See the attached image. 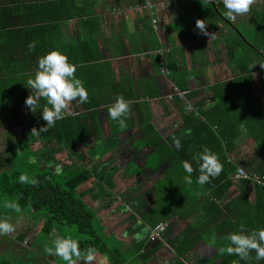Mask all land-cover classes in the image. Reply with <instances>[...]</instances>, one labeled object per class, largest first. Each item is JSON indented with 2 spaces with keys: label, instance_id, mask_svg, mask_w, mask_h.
<instances>
[{
  "label": "trees",
  "instance_id": "1",
  "mask_svg": "<svg viewBox=\"0 0 264 264\" xmlns=\"http://www.w3.org/2000/svg\"><path fill=\"white\" fill-rule=\"evenodd\" d=\"M220 7L224 8L222 5ZM87 13L89 12L86 7L79 0H0V123L3 121L5 126L8 123L4 119L5 117L21 115L22 122L24 121L27 130H29V135L27 134L26 138L35 143H49L48 147L33 151L34 154L37 153V156L34 157L36 163H20L13 158L11 160L8 156L11 168L0 169V197L4 201L19 203L21 212L14 211V217L22 212H29L33 216L34 225L32 227L34 228L33 238L35 241L29 243L31 249L39 246L43 248L46 245L51 246L52 240L57 235L63 237L70 235L73 239L78 240L82 252L88 247L94 248L96 250L95 258L99 259L100 264H165L163 261H169L168 259L158 261L159 256L155 255L158 252L160 239L150 237L151 231L156 228L157 224L159 223L164 228L163 232L159 231V235L163 236L165 223L169 225V230L172 226V229L177 228L178 232L184 233L188 223L195 224L200 218L207 217V214H198L199 216L193 218L191 217L193 211L189 210L190 205L199 207L204 201L203 198L197 202L191 201L194 196L193 186L194 184L199 185L195 183L198 171L192 173V184H187L184 177L188 174L183 167H177V165H180L183 160L190 159L187 161L193 163V167L197 168L195 162L192 161L193 155L202 152L204 147L209 148L223 164L221 179L230 180H224V185H221L218 183L219 175L210 178V182L204 185L211 188L208 196L224 197L225 195L226 198L230 197L229 189L233 187L230 183L232 179L236 180L234 175L237 168L243 169L247 174L254 171L251 165L248 167L252 160L246 161L242 155H235V159H226L224 153L232 154L230 152L235 148V138L244 140L247 131H249L256 142V149L264 154V114L260 113L258 118L254 115L257 111L254 108L257 104L260 105L261 97L255 96L251 87V75L257 71L258 84L256 88L263 91L264 69L252 63L242 53L234 57L232 62L240 70V78H242L233 80L234 94L230 91V84L216 82L214 88L210 89L211 95L208 98L213 108L200 110L199 106L203 102L198 101L194 105L200 113L190 112L193 115L185 112L187 104L185 101L191 99L188 91L180 97L166 98L164 96L163 99L167 101H177V108L182 115L181 126L169 135L168 139V141H172L173 136L180 139L182 149L179 151L173 146V143L171 145L168 142L167 144H158L156 134L147 129L138 132V140L135 143L124 144L123 140L117 141L110 146L107 153L104 152L103 146L97 144V140L94 138L93 132L97 129L96 124L92 122L88 128L85 127L82 122V114L73 111L75 105L81 104L78 100L70 104L64 112V118L58 120L54 127L39 134L32 133L33 128L39 130L46 125L41 113L46 101L43 98L38 100L35 113L22 106V101H25L31 94L27 80L36 70L39 57L52 50H61L62 52L68 50L60 42L59 23L71 18L78 19ZM255 23L256 27L246 32V37H249L250 42L245 43V46L251 48L264 62V58L261 57L262 52L264 53V15L257 18ZM32 42H35V48L30 50L28 45ZM230 45L226 42V46ZM154 68L156 67L154 66ZM75 76L78 78L80 75L75 73ZM82 81L84 85L89 86L87 79ZM6 107H8L7 110ZM105 117L107 128L115 130L116 125L111 117L107 115ZM18 123H21V119ZM248 123H251V126L248 127ZM3 125L0 124V129ZM212 126H215V130H212ZM73 128L77 130L79 137L77 141L76 138H73ZM189 129L191 135H185ZM9 135L10 133H7V137ZM88 141L94 144H88ZM21 148L22 146H20ZM17 152L16 150V154ZM24 152H27V149ZM111 152L112 155L109 159L107 158V161L112 163L114 159L116 167L114 171L118 173L115 181H122V179L125 181V176L129 173L140 175L138 162L153 172L154 179L151 182L152 190L149 196H152L148 204L135 195L136 191L133 187L126 186L122 190L115 191V196L123 208L121 209L122 213L128 214L129 211L132 213V218H122L118 223L124 220H131L132 223L119 226L123 233H129L125 235V238L116 237L113 242L108 243V237L100 235L103 215L96 212L94 203L91 201L87 203L83 200V196L86 194L85 190L82 191L81 185L91 181V178L92 180L96 178L99 183H102L104 169H97L96 166H93L96 163H92L94 159L91 156H96L97 160L103 154L108 157ZM57 153L58 156L51 160H42V155ZM159 159L162 162L165 161L169 166L167 170L161 172L160 176ZM21 174H27L30 179H37L39 185L33 187L30 184H21L19 182ZM170 195H181L191 202L181 210L173 212L171 208L166 207V203L165 207L161 206L163 200ZM90 198L92 201L101 199L96 196H90ZM114 205H118V203ZM259 210H256L258 214ZM246 211L250 213L251 209L246 206ZM96 218L99 222L95 221ZM188 218L189 222L183 225L182 223ZM178 221L182 227L177 226ZM235 228L236 223L235 227L229 224V228H224L220 234L228 235L237 232L238 230ZM138 234L143 239L139 243L136 239ZM122 238L127 239V243H121ZM145 240V251L143 249L138 251L141 246L139 248L137 246ZM131 241L136 243L134 250L126 249L128 242ZM121 247L126 250L123 248L121 251ZM6 254L8 255V253ZM6 254L0 255V264H8ZM50 257L55 263H65L59 257H56L57 260H54L55 256L50 255ZM28 262L29 260L22 264H28ZM240 263L254 264L251 258L247 261L242 260Z\"/></svg>",
  "mask_w": 264,
  "mask_h": 264
},
{
  "label": "crops",
  "instance_id": "2",
  "mask_svg": "<svg viewBox=\"0 0 264 264\" xmlns=\"http://www.w3.org/2000/svg\"><path fill=\"white\" fill-rule=\"evenodd\" d=\"M79 1L89 13L81 15L78 19L71 18L59 23L60 42L68 50L58 51L66 55L68 61L76 66V73L80 75L78 79H87L89 86H84L89 92V102L75 106L73 111L82 114L83 124L85 119L88 120L87 128L92 122L96 124L94 138L97 144L103 146L102 150L106 153L110 146L104 147L102 136L110 137L112 145L121 140L124 144H129L138 140V132L147 129L156 134L158 144L168 142L171 145L172 141H168L169 135L177 131L183 120L177 108V101H167L163 99L164 96L166 98L177 96L178 92L185 94L188 91L191 97L190 104L192 102L194 105L202 101L200 110H208L213 108L208 98L211 95L210 89L214 88L216 82L227 84L224 82L230 80V91L233 94L235 92L233 80L240 78L241 72L232 62L234 57L242 53L252 63L264 64L261 58H256L258 55L251 48L245 46L250 39L244 35L246 32L243 34L247 29L246 25H243V16H240L241 19L238 16L233 22L228 20L224 15L225 8L220 7L223 6L222 2L204 3V0ZM101 1H105L103 5ZM145 2L154 6V11H152L153 8L150 10L151 14L143 8ZM101 5L100 11L98 9ZM154 12L155 15H153ZM263 15L264 9L254 10L252 7L249 17L255 22ZM151 18L155 19L156 24L149 22ZM197 19L204 20L206 30L214 33V39L198 34L199 30L195 29ZM56 39L58 40L57 37ZM226 42L231 45L226 46ZM262 55H264L263 52ZM256 72L251 75V87L254 95L261 97L260 105L257 104L254 108L257 110L254 115L258 118L260 113L264 114V89L262 91L255 87V80L258 84ZM118 95H122L131 102L129 113L123 117L127 127L122 129L118 122L114 121L116 129L111 130L107 128L105 116L109 115L106 106L113 103ZM192 105L190 111L185 110L186 113L199 112V109ZM96 113L98 119L94 120ZM249 126L251 123H248ZM212 130H215V126H212ZM73 131V138L77 141L79 138L77 130L73 128ZM87 143L94 144L89 141ZM255 143L252 135L247 131L244 140L235 138V148L230 152L232 154L224 153L226 159L230 160L235 159V155H242L245 157L244 160H252L248 167L251 165L254 168V171L248 172L249 178L241 179L243 181L231 180L230 184L233 187H229L230 197L208 196L211 188L206 187L207 185L194 184V196L190 197L191 201L197 202L202 198L204 201L199 207L189 206V209H193L191 217L196 218L198 214H207V217L200 218L195 224L188 223L190 220L188 218L187 222H183V225L188 223L186 231L179 232L177 237L168 238V235L165 236L168 231L163 234L164 237L161 235L158 252L155 254L159 256L158 261L168 259L169 261H163L165 264H232L234 259L241 264L242 260L238 256L221 253L220 248L228 244L226 239L228 235H221L220 231L229 228V224L235 227V223V229L238 231L241 224L245 226L246 231L264 227V154L256 149ZM241 149H243L242 154H240ZM91 157L94 159L92 163H96V165L92 164L93 166L97 169L105 168L102 184L110 178L115 183L108 179L110 184H113L111 188L114 187L116 191L128 185L131 180L128 178L137 175V173H129L125 176V181L124 179L115 181L118 173L114 171L116 170L114 159L111 163L107 161L104 154L97 160L96 156ZM106 163L113 164V170H110ZM158 164L160 176L161 172L167 170L169 166L165 161H160ZM141 167H138L140 175L144 174L142 170L151 171L146 169V166L141 165ZM177 167H182V163ZM221 177V175L218 177V183L221 185H224V180H230L227 178L223 180ZM89 182L87 181L81 187L84 188ZM79 189L81 190L80 187ZM231 199L234 201H230ZM181 201L185 202V206L191 202L181 195H170L163 200L161 206L166 203V207L177 212ZM116 206H112L111 210L120 215L121 209L117 211ZM185 206L182 205L179 210ZM246 206L251 209L250 213L246 211ZM256 210H259V214ZM24 214L23 212L19 214L16 222L19 223L20 215L24 216ZM220 214L223 216L219 217ZM125 217L132 218L130 214L129 217ZM119 221L109 226L108 219L103 216L101 222L103 231L119 232L120 234L114 235L121 238L122 229L119 226L127 225V223L126 220L118 223ZM12 224L15 223L12 222ZM32 224L34 225L33 222ZM30 229L34 230L33 227ZM202 230H204L203 233H201ZM18 235L20 237L22 233ZM126 241L127 239H123L121 243L125 244ZM17 242L10 236H0V255L8 253L6 254L8 264H22L28 260V264H62L53 262L50 255L44 253L43 247L38 248L40 260L34 249L29 251L30 248H28L23 249V253L18 252L15 250L16 245L20 250L21 248ZM145 244L146 240L138 251L142 249L145 251ZM250 258L254 264H264V260H255L254 251L250 253ZM98 263L99 259L95 258L93 264ZM78 264H84V261L79 260Z\"/></svg>",
  "mask_w": 264,
  "mask_h": 264
},
{
  "label": "clouds",
  "instance_id": "3",
  "mask_svg": "<svg viewBox=\"0 0 264 264\" xmlns=\"http://www.w3.org/2000/svg\"><path fill=\"white\" fill-rule=\"evenodd\" d=\"M219 2H222L226 9L225 17L230 21H235L238 16H244L251 12L255 0H204V3ZM195 29L199 30L198 34L200 35L207 36L209 39L215 38L214 33H209L206 30L204 20L197 19ZM28 47L30 50L34 49L35 42L30 43ZM37 63L36 70L27 80L31 94L26 98L25 105L35 113L38 100L43 98L46 101V105L41 111L42 119L46 122V125L39 130L33 128L31 131L39 134L54 127L58 120L63 119L65 110L69 108L73 101L78 100L81 104L88 103L89 93L83 81L75 76L76 66L70 63L68 57L61 52L57 50L49 51L39 57ZM259 65L264 68V64ZM130 103L122 95H118L113 103L106 106L107 114L113 121L118 122L119 127L122 129L127 127L123 117H126L129 113ZM185 135H191V130H187ZM172 143L178 151L182 149L179 138L173 136ZM192 161L195 162L197 168H194L193 163L187 160L182 162V167L188 174L184 177L187 184H192V173L194 171H198L196 183L199 185L209 183L210 178L219 176L223 171V164L220 162L219 157L207 147H204L202 152L194 154ZM30 162L36 163L35 158ZM19 182L30 184L33 187L39 185L37 179H30L27 174H21ZM4 207L17 213L21 212L18 202L5 201ZM15 230V226L7 217L0 219V236L12 234ZM163 230L164 228L161 231L163 232ZM155 237L161 236L158 233ZM137 238H140L139 234ZM226 239L228 244L220 248L221 253H227L229 256L235 255L240 260L247 261L250 259V253L254 251L256 261L264 260V227L246 231L245 226L241 224L240 230L229 233ZM44 251L48 255L59 257L65 264H78L79 260H83L84 264H92L96 256V250L92 247H88L82 252L78 240L73 239L70 235L67 237L57 235L52 240L51 246H45ZM232 264H239V261L234 260Z\"/></svg>",
  "mask_w": 264,
  "mask_h": 264
},
{
  "label": "rangeland",
  "instance_id": "4",
  "mask_svg": "<svg viewBox=\"0 0 264 264\" xmlns=\"http://www.w3.org/2000/svg\"><path fill=\"white\" fill-rule=\"evenodd\" d=\"M103 2H105V1H101L102 5H103ZM101 3H99V5ZM102 5L99 6L100 9H98V10L101 11ZM252 7L254 8V10L264 9V0H258V1L255 0V3L253 4ZM249 15H250V13H248L247 15H244L242 18L244 21L243 25H246V27H247V29L244 30L243 34L249 30H252L254 27H256V23L254 21H252V18L249 17ZM239 19H241L240 16H239ZM149 22H151V24L153 23L152 20L151 21L149 20ZM244 35L246 36L247 33H245ZM245 36H244V38L246 39ZM262 56L264 58V55H262ZM256 58H259V57L256 56ZM224 83L230 84V80H228ZM256 86H257V81L255 80V87ZM187 103H189V101H187ZM22 106L26 107L25 101L22 102ZM75 106L77 107L78 105H75ZM7 109H8V107H6V110ZM4 119L8 123L5 126L3 125V121H1V123H0L1 125H3V127L0 129V169L3 168L4 170H8L11 168L8 156L10 157L11 160L13 158L15 161H18L20 163L21 162L29 163L34 157L37 156V153L34 154L33 151L49 146L48 142H45L42 144L41 143H35V142H31L29 140V138H26L27 134L29 135V133H28L29 130H27V127L25 126L24 121L22 122V116L21 115L9 116L7 118L5 117ZM20 119H21V123H18ZM97 119H98V116L96 113L94 120H97ZM84 123H85L84 126L87 127L88 120L85 119ZM7 133H10V135L8 137H7ZM100 133H101V131H100ZM102 141L104 142V147L112 146V140L110 139V137L102 136ZM20 146H22L21 149H20ZM26 149H27V152H24ZM16 150L18 151L17 152L18 155L16 154ZM242 153H243V149H241L240 154H242ZM111 155H112V153H110L107 158L109 159L111 157ZM56 156H58V153L57 154H45V155H42V160L48 161V160H51L52 158H55ZM57 160H59V159H57ZM106 164H107V167L110 168V170H113V164H111V165L109 163H106ZM137 166L139 168H142L140 162L137 163ZM102 169H105V168L102 167ZM142 171L144 172V174L136 176V177L128 178L131 180L128 183V185L125 183V186L127 185L129 187H133V189L136 191L135 195L139 196L145 204H148L149 199L152 196V195L149 196V194L152 190L151 182L154 179V175H153L152 171H148V170H142ZM108 179L111 180L110 178H108ZM108 179L102 184V183H99V180L94 178V180H91L84 188H82L83 189L82 191L85 190V194H86L85 196H83V200H85V202H87V203H89V201L94 203L96 205V212L98 211V212L102 213L103 216L108 219V225L111 226V225H113L114 222L121 220L123 217H125V216L129 217V214H130V216H132V213H131V211L128 210L129 211L128 215H126L124 213L122 214L120 209H123V208L121 207L119 200H117V198L115 196L116 190L113 189L114 187L111 188V186H113L112 183H114V182L111 180L112 183L110 184ZM90 196H93V197L96 196V198L100 197L101 199L99 201L98 200L92 201ZM145 197H146V199H145ZM81 200H82V197H81ZM4 203H5V201L0 197V219L7 217L11 223L12 222L15 223V224H13L15 226V229H16L15 232L12 234H9L7 236L12 237L14 239V241H16V242L18 241L17 243L20 244L21 250L19 249L18 245H16L15 250L23 253L24 252L23 249L27 250L28 248H30L29 243H32L35 241V238H33L34 237L33 236L34 230L30 229V228H32V225H33L32 222H33L34 218L30 213H25L24 216L20 215L21 217H20V220L18 223V222H16L17 217L13 216L14 211L10 210V209H6L4 207ZM116 203H118V205L116 206L117 208L116 207L115 208L117 211H120V215L115 214L117 212L111 210L112 205L114 206V204H116ZM182 205H184V206L186 205L184 201H181L179 203L178 210ZM189 210H193V209H189ZM6 213H8V215H6ZM95 221L99 222L98 218H96ZM187 221H188V219H187ZM187 221H185V222H187ZM25 223H27V224H25ZM126 223L128 225H131L132 222H131V220H126ZM24 224H25V226H24ZM98 224L100 225V223H98ZM109 226H107V228H109ZM165 226L166 227H165L164 232L168 231V233L165 236L168 235V238L177 237V234L180 232V231L178 232L177 228L172 229V226H170L171 230H169L168 229L169 225L165 224ZM177 226L182 227L179 224V221L177 222ZM23 227H26V228H23ZM101 227H102V230H101L100 235L107 236L109 239L108 243H111L114 241V239L116 238V236L114 234H120L119 232H115V231H108V232L103 231V225L102 224H101ZM23 229H25V230H23ZM18 233L19 234L22 233V235L19 237ZM128 234L129 233H123L122 232L121 236L123 238H125V235H128ZM136 239L138 240V243L140 242V240H143L141 238L138 239L137 236H136ZM158 239H160V237H158ZM142 244H143V242L140 243L137 246V248L142 246ZM135 245H136V243H134L132 241L128 242V247L126 249L129 248L130 250H134ZM41 247L42 246H39L38 248L41 249ZM38 248H35L34 250L36 252V256H37L38 260H40L41 255H39L40 253H39ZM123 248L124 247H121L120 250L123 251ZM28 250L31 251V248ZM54 260H57V258L55 257ZM233 261H234V259H233ZM93 263H94V261L92 262V264Z\"/></svg>",
  "mask_w": 264,
  "mask_h": 264
},
{
  "label": "built area",
  "instance_id": "5",
  "mask_svg": "<svg viewBox=\"0 0 264 264\" xmlns=\"http://www.w3.org/2000/svg\"><path fill=\"white\" fill-rule=\"evenodd\" d=\"M151 7H152L151 4H149L148 2H145L143 8H145V9H151ZM151 20H152L153 23H155V19L154 18H151ZM182 94H184V93L183 92H178L177 93V96L180 97V95H182ZM185 103H187V102H185ZM190 107H191V105L189 103H187L186 106H185V110H190ZM234 177L236 179H247V178H249L248 177V174L245 171H243V169H241V168H237V171H236V174L234 175ZM161 230H162V227H161V225L158 224L156 226V228L151 231L150 237L151 238H154L155 236L158 235L159 231H161Z\"/></svg>",
  "mask_w": 264,
  "mask_h": 264
},
{
  "label": "flooded vegetation",
  "instance_id": "6",
  "mask_svg": "<svg viewBox=\"0 0 264 264\" xmlns=\"http://www.w3.org/2000/svg\"><path fill=\"white\" fill-rule=\"evenodd\" d=\"M152 8H153V10H152V11H154V6H153V5H152L151 9H152ZM151 9H146V11H147V13H148V14H151V12H152V11H150ZM153 15H155V12H154V14H153Z\"/></svg>",
  "mask_w": 264,
  "mask_h": 264
}]
</instances>
